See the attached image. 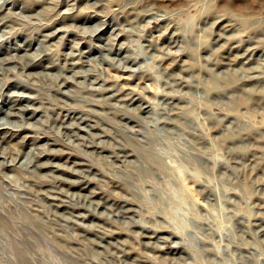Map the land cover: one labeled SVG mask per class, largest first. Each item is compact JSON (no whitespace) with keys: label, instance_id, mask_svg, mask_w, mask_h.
I'll return each mask as SVG.
<instances>
[{"label":"rangeland","instance_id":"1","mask_svg":"<svg viewBox=\"0 0 264 264\" xmlns=\"http://www.w3.org/2000/svg\"><path fill=\"white\" fill-rule=\"evenodd\" d=\"M258 63L264 0H0V264H264V100L188 85ZM186 113L209 138L191 150L226 164L195 170L168 151L166 173L124 178L135 148H159L152 134ZM241 118L256 121L251 141L222 142L215 123L230 133Z\"/></svg>","mask_w":264,"mask_h":264},{"label":"bare ground","instance_id":"2","mask_svg":"<svg viewBox=\"0 0 264 264\" xmlns=\"http://www.w3.org/2000/svg\"><path fill=\"white\" fill-rule=\"evenodd\" d=\"M192 41H193L194 45L196 44V46H197L196 49H199L201 47V43L198 42V41H200V39L196 40L195 37H194ZM180 43H181V40H180ZM136 52H137V50H136ZM132 56H133V54H132ZM137 57L138 58L139 57L140 58L141 57L144 58V56H142V54H140L138 52L136 53V58ZM133 58H135V57H133ZM133 61H135V60H133ZM29 65L33 66L34 63L32 62ZM240 69L242 70V73L241 74H237V73L232 74L231 75L233 77L232 80H230V79L229 80H225V79L223 80L222 78H218V75L213 74L215 76V77H213L214 78L213 79V87L214 88L213 87H209V86H205V88H202V87L199 86V82H198V85H196L194 83H190V84L188 83V85L191 86L192 88H196L195 90H197V91H201L202 90L204 95L206 97H208V98L209 97H216V96L217 97H222V98L226 97V99L228 98V100H229L228 102L230 104L235 102V105H237V106L238 105L240 106V105L247 104L248 103L247 101H250L251 99L253 100V102H256V103H258L259 100H264V95H261L258 98L257 97V93L249 91V88L245 89L242 86L244 82H251V81L254 82V83L264 82V68H263V65L261 63H258L257 66H254V67H249V68L241 67ZM202 72H204V71L202 70ZM207 72H208V69H207ZM254 72L257 73V74H255ZM187 79H189V78H187ZM239 89L242 90V92H240ZM233 91H239L240 94L241 93L242 94L239 97H237V98H235L233 95L229 96L228 94L233 92ZM200 103H201V101H199V104ZM206 107L207 106H201V105L198 106V108L200 110L205 111V112H209V110L206 109ZM229 107H231V106H229ZM215 109H217V108H215ZM158 111H159V107L152 110V112H154L153 115H155V118L153 120H151V121H153V123L154 122L156 123L159 120L158 116H156ZM7 112H9V111H7ZM209 114H210V112H209ZM216 114H219V113L218 112H216V113L215 112L214 113L211 112V114L209 116H207L206 119L204 118L205 119L204 122H207V123L210 124V123H213L215 121H218L217 116H215ZM180 119H184V120L188 121V123H191V124H185L184 122H180L179 124L176 123L175 125H172V127H170V129L166 125H163L162 128H161L162 130H156V132H154L152 134L153 135L152 139H154V141H155V139H157V142H158V144L160 146L159 148L155 147V145H150L149 140L146 141L145 145H147V146L143 145V146H139L138 149L135 148L134 151H135L136 154H133L135 159L132 160L131 162L136 164L137 169L135 171H132V172L130 171L131 174L128 173V174L122 175L124 178L126 176L127 179H130L132 181L134 179L138 180V181H141L142 184L144 185L145 183H143V182H144V180L146 181L147 178H150V177L153 178L157 173L158 174L161 173V172L162 173H166L165 159L168 156V155H166L168 153V151H173L174 152V151L183 150V155H182L183 161L185 163H187L188 165L192 166L195 170L199 169L201 171L208 172V168L205 166V163H207L208 160L214 162L215 165L219 164V165L224 166V164H226L224 159L222 158V156H219V157H216L214 155L210 156L206 151L194 152V151L191 150V147H195L196 144H202V141H204V140H208L209 141V138L205 137L204 135L203 136L202 135H198V133H197V130L200 129L199 127H202V126H200L201 123H200V120H199L201 118L198 115H196V114L192 115V114H187L186 113L185 116H180ZM143 121H146V120H143ZM241 121H242V123L241 124L238 123L234 128H232V131H230V133H228V132L225 133L227 128H229L228 125L222 124V123H217V122L215 123L217 125V127H219L222 135H224V136H222V139H221L222 142H224L225 144L226 143L228 144V143L235 142L236 140H239V141H242V142L251 141L250 140L251 137H252L251 135L255 132V130H257V129H254L252 127V126H254V123H256V121L255 120L249 121L247 119H245L243 121L242 118H241ZM137 123H139V122L137 121ZM231 123L232 122H230V124ZM119 124H122V123L119 122ZM125 127L131 128V127H128V126H125ZM225 127H226V129H224ZM12 129H14V128H12ZM179 131L188 132L197 141L195 143L194 142H190V145H191L190 147H186L185 148V147L181 146L178 142L173 140V139H175L173 137ZM252 139L257 141V139L255 137H253ZM154 144H155V142H154ZM246 145L247 146H243L242 147L243 149H238V152L244 153L245 156H247L250 153L249 145L248 144H246ZM239 148H241V146ZM233 151H235L234 147L230 148L228 152L230 154H232V156H233ZM131 156H132V154H131ZM245 156H243V158H245ZM250 156L254 157L255 155H250ZM167 161H166V163H167ZM263 161H264V157H261V158L258 159L257 163H261ZM40 165L42 166V164H40ZM46 165H48V164H45V166ZM125 173H126V171H125ZM142 184H141V186H142ZM141 186H138L137 188L132 189V190H139L140 192H143L142 189H139V188H142ZM166 188H167L166 186H160V187L156 186L154 191L151 194H148V195L150 197L151 196L154 197L160 203H162V200L164 201L163 195L166 193L164 191ZM145 193H147L146 190H145ZM148 195L146 197L147 199L149 198ZM141 224H142V222H141ZM187 226H186V229H188V227H189V226L188 227ZM260 228H261V226H260ZM203 238H201V243H207L208 240H205ZM198 240H200V239H196V238L192 239L191 238L190 242L192 244L193 243H198L199 242ZM21 254H22V251H21ZM21 254H20V257L22 256ZM23 259H24V263L27 264L26 258H23Z\"/></svg>","mask_w":264,"mask_h":264}]
</instances>
